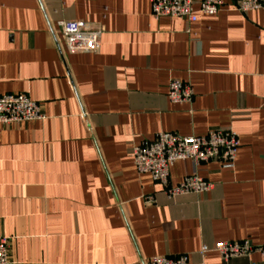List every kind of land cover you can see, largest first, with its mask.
<instances>
[{
    "label": "crops",
    "instance_id": "1",
    "mask_svg": "<svg viewBox=\"0 0 264 264\" xmlns=\"http://www.w3.org/2000/svg\"><path fill=\"white\" fill-rule=\"evenodd\" d=\"M236 1L189 23L155 20L150 0H0V95L25 94L44 116L0 126V236L10 264L179 255L264 264L258 255L198 254L218 242H264V13H241ZM65 21L98 30V51L69 54ZM171 80L192 87L190 103L167 100ZM208 129L240 140L233 168L196 167L208 192L168 199L137 173L133 147L159 132ZM192 170L174 163L169 185Z\"/></svg>",
    "mask_w": 264,
    "mask_h": 264
},
{
    "label": "built area",
    "instance_id": "2",
    "mask_svg": "<svg viewBox=\"0 0 264 264\" xmlns=\"http://www.w3.org/2000/svg\"><path fill=\"white\" fill-rule=\"evenodd\" d=\"M151 12L155 20L161 18H182L189 23L197 19V13L211 16L219 12L224 0H150ZM196 5V7H195ZM236 10L241 13L262 11L264 0H237ZM61 36L69 54L96 53L99 48L100 32L90 30L82 21H65L61 24ZM264 29V26H263ZM173 104L190 103L192 87L178 80H171L166 94ZM44 118L37 103L25 94L0 95V126L7 127L23 122ZM239 136L230 129H208L203 136H179L175 133L159 132L152 141L142 142L131 150V158L138 174H149L154 182L163 187L168 199L187 194H203L211 189V183L196 173V167L210 162L221 169L234 167ZM189 162L193 168L175 186L168 183L171 167L176 162ZM148 202L151 198L146 199ZM9 239L0 236V264H10L7 248ZM218 253L222 260L258 255L264 260V242L252 244L248 240L240 242H218L212 246L203 245L198 254ZM143 264H190L187 255L154 256ZM254 264V263H251Z\"/></svg>",
    "mask_w": 264,
    "mask_h": 264
}]
</instances>
